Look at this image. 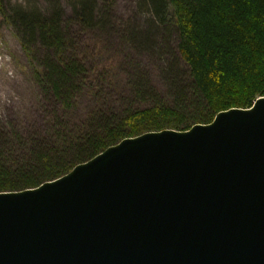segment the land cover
Returning <instances> with one entry per match:
<instances>
[{
	"label": "trees",
	"instance_id": "1",
	"mask_svg": "<svg viewBox=\"0 0 264 264\" xmlns=\"http://www.w3.org/2000/svg\"><path fill=\"white\" fill-rule=\"evenodd\" d=\"M34 1L0 0L37 92L28 124L0 118V192L56 179L125 137L187 130L264 95V0H137L145 28L117 23L115 0ZM118 28L161 64L106 61L86 41Z\"/></svg>",
	"mask_w": 264,
	"mask_h": 264
},
{
	"label": "water",
	"instance_id": "2",
	"mask_svg": "<svg viewBox=\"0 0 264 264\" xmlns=\"http://www.w3.org/2000/svg\"><path fill=\"white\" fill-rule=\"evenodd\" d=\"M250 107L0 192V264H264V95Z\"/></svg>",
	"mask_w": 264,
	"mask_h": 264
},
{
	"label": "rangeland",
	"instance_id": "3",
	"mask_svg": "<svg viewBox=\"0 0 264 264\" xmlns=\"http://www.w3.org/2000/svg\"><path fill=\"white\" fill-rule=\"evenodd\" d=\"M25 0H6L10 4ZM42 5L43 0H35ZM68 13V10L65 9ZM6 14V10L4 11ZM113 14L119 21L128 22V26L138 23L147 27L148 16L141 11L137 0H115ZM118 27L116 22L114 24ZM125 27V26H124ZM116 32L88 33L86 41L93 43L103 60L116 64H128L130 68L142 66L149 71L161 64L160 57L137 51L129 46ZM156 82V81H155ZM161 90V83L155 84ZM37 107V92L31 79V65L24 46H22L10 22L0 10V118L13 119L17 129L32 120Z\"/></svg>",
	"mask_w": 264,
	"mask_h": 264
}]
</instances>
